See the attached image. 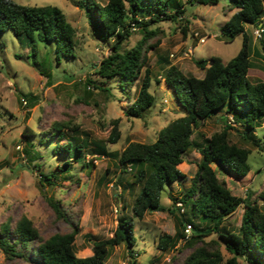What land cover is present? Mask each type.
<instances>
[{
  "label": "rangeland",
  "instance_id": "obj_1",
  "mask_svg": "<svg viewBox=\"0 0 264 264\" xmlns=\"http://www.w3.org/2000/svg\"><path fill=\"white\" fill-rule=\"evenodd\" d=\"M10 1L28 7L59 8L67 23L76 30V36L75 57H63L58 64L54 42L35 37L30 43L20 40L9 29L0 34V234L4 229L12 231L22 217L32 222L43 240L54 234L67 233L77 225L76 256L87 258L92 256L93 242L110 239L117 220L127 218L134 224L136 242L132 256L136 264H183L184 259L202 243L190 247L183 246L181 242L177 249L158 250L159 237L174 235L181 216L178 211H174V215L164 211L146 213L141 220L135 217L132 205L140 188L131 185L133 170L123 173L112 154L120 153L132 142L153 143L162 128L184 115L172 89L162 79L169 65L176 66L186 76L200 79L204 71L197 68L193 60L209 62L216 56L227 63L237 55L242 47V36L230 39L220 30L236 10H230L229 0H219L217 5L173 0L176 5L183 6L184 14L181 21H161L151 27L160 31L152 40V43L158 40V46L148 53V67L152 72L149 91L155 103L145 117L137 119L125 117L123 111L136 98L141 78L134 84L130 99L119 91L117 78L109 83L110 94L101 93L87 84L88 79L100 82L93 70L109 54L113 39L105 43L98 38L90 18L76 6L79 0ZM94 1L102 6L107 3V0ZM169 10L173 11L174 6ZM141 15H144L143 11ZM148 18L146 15L145 19ZM245 26L252 36V48L264 54V49L261 50L263 36L260 40L255 39L251 25ZM140 37V31L134 30L124 47H133ZM201 38L204 39L202 43L199 42ZM251 62L253 68L248 72L249 80L264 81V62L253 51ZM21 99L26 101V105ZM223 117L230 121V116L222 110L198 122L194 128V141L204 145L206 139L222 129ZM115 119L120 120L118 128L121 134L116 144H110L107 141L112 129L110 122ZM57 125L68 127L63 130L61 139L59 135L51 136ZM230 125L233 127L229 131L230 140L251 151L248 157L250 171L245 177L236 179L219 167H213L232 195L263 205L258 197L264 190V151L242 139L244 128L241 121L237 126L231 121ZM73 127H77L76 132L70 130ZM254 134L260 147L264 148V118L259 121ZM67 141L86 143L83 154L89 167L72 159L74 151L70 154L59 151V145ZM197 157L199 153L194 149L184 155L178 168L185 174V179L170 189L165 187L160 196V204L165 209L171 205L169 192L179 198L189 188L196 172ZM65 162L71 164L70 168L66 169ZM50 173H57L54 185L42 183L40 174ZM48 200L57 203L67 220L56 217ZM243 208L240 203L225 219L223 225L226 230L239 228ZM184 218L204 227L201 224L204 220L192 212L189 201ZM205 234L209 236L203 241L218 243L224 261L230 257L216 234L211 230ZM35 246L36 243L31 244L26 260L8 258L0 249V264H30L28 259L32 258ZM210 247L214 248V245ZM128 251L124 244L114 247L104 264H129ZM239 264L246 262L240 259Z\"/></svg>",
  "mask_w": 264,
  "mask_h": 264
},
{
  "label": "trees",
  "instance_id": "obj_2",
  "mask_svg": "<svg viewBox=\"0 0 264 264\" xmlns=\"http://www.w3.org/2000/svg\"><path fill=\"white\" fill-rule=\"evenodd\" d=\"M201 5H217L219 0H189ZM230 10L236 12L221 27V33L230 39L242 36V47L237 55L225 63L220 57H211L209 62L199 59L193 64L204 71L203 78L184 75L176 66L169 65L163 72L162 79L172 89L175 100L184 115L162 128L153 143H129L120 153L112 154L117 158L123 173L133 170L131 185L140 188L135 196L132 212L138 219H143L146 213L164 212L174 215L178 211L181 220L177 221L174 235L163 234L157 242V249L162 252L183 246L196 247L183 261V264H239L244 259L246 264H264V190L260 193L258 202L241 200L231 194L226 183L219 179L214 166L231 174L236 179L245 177L250 167L248 157L250 149L233 143L229 131L233 127L227 118L223 117V127L215 132L202 145L194 141V128L198 122L205 121L224 110L232 118L236 126L242 122L244 131L242 139L249 141L254 147L261 148L254 134L258 123L264 118V81L251 82L248 72L253 68L251 62V38L245 25L262 24L264 18V0H229ZM76 6L90 18L94 33L102 42L113 39L109 54L103 57L95 66L93 74L100 82L88 79L87 84L101 93L110 94V81L117 78L118 88L126 98H131V91L141 78L138 94L133 102L123 111L127 118L142 119L154 106L155 98L149 89L152 82V72L148 67V53L158 46L159 41L152 43L159 34V29H151L161 21H181L184 14L183 6L173 0H107L101 5L94 0H79ZM174 6L170 11L169 7ZM141 11L144 15H141ZM148 19H145V16ZM186 22V21H185ZM132 24L141 33L140 39L131 48H126L132 35ZM262 28L264 29L263 25ZM6 29L20 40L33 43L35 37L41 41L54 42L57 63L61 58H74V38L76 30L67 23L62 11L54 6L28 7L15 4L10 0H0V34ZM185 32V29H183ZM262 38V37H261ZM33 56L35 49L32 48ZM256 55L264 62V54ZM159 82V81H157ZM111 96V95H108ZM119 119L112 120L110 144H116L120 138ZM63 125L54 127L52 137L62 138ZM72 132L77 127L70 128ZM74 142V141H73ZM75 143V142H74ZM86 143L73 144L67 141L59 145V151L70 154L83 166L84 148ZM197 150L200 160L196 163V172L191 179L189 188L182 197H168L171 205L164 208L160 204V196L165 187L169 189L174 183L185 179L178 166L183 163V157L190 150ZM102 152L106 153L104 149ZM71 164L65 162L66 169ZM65 170V169H64ZM57 173L40 174V181L54 185ZM247 198V197H246ZM191 203L193 213L204 220V227L196 226L188 218H184L187 202ZM57 218L66 219L57 203L47 201ZM181 203L183 212L176 207ZM243 204L241 223L236 231L224 228V221L232 215L238 205ZM67 220V219H66ZM186 225L191 226V234L184 233ZM211 230L223 243L225 251L230 255L225 261L218 248V243H205V234ZM78 226L64 234H54L47 239H41L32 222L22 217L12 231L4 229L0 234V249L8 258H27V251L32 243H36L30 264H104L111 250L124 244L130 256V264H136L132 256L135 245L134 224L131 219L119 218L113 236L107 240L94 241L92 256L78 258L75 251V237ZM214 245V248L210 246Z\"/></svg>",
  "mask_w": 264,
  "mask_h": 264
},
{
  "label": "built area",
  "instance_id": "obj_3",
  "mask_svg": "<svg viewBox=\"0 0 264 264\" xmlns=\"http://www.w3.org/2000/svg\"><path fill=\"white\" fill-rule=\"evenodd\" d=\"M131 26H132V30H136L134 24H132ZM263 31H264V29L262 28V25L261 26L259 25V27H255L254 30H253L254 38L257 39V40H260L261 37H262ZM195 36H197V34H195ZM199 42H201V43L204 42V39H202V38L199 39ZM21 102H22L23 105H26V101L24 99H21ZM229 118H230L229 119L230 121H228V122H229V124H231L232 118L231 117H229ZM176 207L180 208V210H179L180 213L183 212L181 203H179V202L176 203ZM190 232H191V226L190 225H186L185 229H184V233L187 235V234H190ZM129 264H130V261H129Z\"/></svg>",
  "mask_w": 264,
  "mask_h": 264
},
{
  "label": "crops",
  "instance_id": "obj_4",
  "mask_svg": "<svg viewBox=\"0 0 264 264\" xmlns=\"http://www.w3.org/2000/svg\"><path fill=\"white\" fill-rule=\"evenodd\" d=\"M261 23H259L258 25H256V26H254V25H251V27H252V33H253V30H254V28L255 27H259V25H260ZM261 25H263V27H264V18H263V22H262V24ZM245 28H246V31H248V28L245 26ZM262 36H263V41H262V43H263V45H264V31H263V33H262ZM261 43V44H262ZM264 49V46L263 47H261V50H263ZM256 51H258V53L260 54V55H263V53H261V51H259L258 49H253V53L256 55ZM257 56V55H256ZM258 57V56H257ZM259 58V57H258ZM197 158H199L198 159V161L200 160V155H199V157H197ZM197 161V162H198ZM180 165H182V164H180ZM179 165V166H180ZM196 165V164H195ZM178 166V167H179ZM175 184V183H174ZM172 194V193H171Z\"/></svg>",
  "mask_w": 264,
  "mask_h": 264
},
{
  "label": "water",
  "instance_id": "obj_5",
  "mask_svg": "<svg viewBox=\"0 0 264 264\" xmlns=\"http://www.w3.org/2000/svg\"><path fill=\"white\" fill-rule=\"evenodd\" d=\"M260 26H261V24H260Z\"/></svg>",
  "mask_w": 264,
  "mask_h": 264
}]
</instances>
